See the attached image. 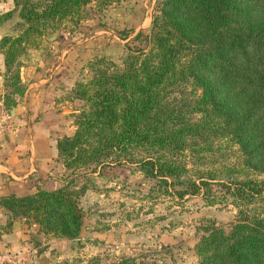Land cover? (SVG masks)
<instances>
[{
	"label": "trees",
	"instance_id": "1",
	"mask_svg": "<svg viewBox=\"0 0 264 264\" xmlns=\"http://www.w3.org/2000/svg\"><path fill=\"white\" fill-rule=\"evenodd\" d=\"M113 1L14 0L0 14V23L19 16L16 34L0 43L6 105L25 89L21 52L57 28L96 25ZM80 71L70 98L82 105L73 132L57 139V158L82 182L1 196L9 217L79 238L90 179L79 170L127 164L152 180L149 198L201 193L237 208L229 224L204 227L195 264H264V0H156L145 49L120 62L97 56Z\"/></svg>",
	"mask_w": 264,
	"mask_h": 264
},
{
	"label": "rangeland",
	"instance_id": "2",
	"mask_svg": "<svg viewBox=\"0 0 264 264\" xmlns=\"http://www.w3.org/2000/svg\"><path fill=\"white\" fill-rule=\"evenodd\" d=\"M155 3L156 0L113 1L98 12V15L109 33L120 31L127 34L131 28L124 24L128 25L125 21H128L130 16L135 24L143 21L146 28L150 27ZM13 16H17V19L9 26L11 34L8 36L15 35L19 28L17 11L9 18ZM87 22L88 19L74 26L57 28L43 36L39 47H27L21 52L19 59L22 64L35 62L38 55L45 53V47L51 49L52 41L59 39L60 30L80 34ZM123 27L124 29H121ZM95 29L99 28L93 30ZM110 40L111 37H108L107 43ZM132 46L135 48L139 44L133 42ZM127 51L123 54L118 48L111 52L106 48L104 52L90 54L87 60L80 63L78 72H81L83 65L97 56L120 62ZM80 78L81 76L78 79ZM72 91L73 88L65 95L66 98L71 97ZM81 105L78 100L74 115ZM90 169L79 170L87 172L90 177L88 188L80 197V203L85 210L81 235L59 248V253L52 255L47 264H120L121 259L126 257L134 258L135 262L147 261L151 264H195L198 257L194 244L204 232V227L210 221L229 224L235 218L237 208L233 204H208L201 193L187 194L183 198H173L169 195L156 199L147 197L145 192L152 180L143 177L140 172H132L130 165H107L100 172L99 167H96L95 171ZM70 179L80 185L82 175L78 171L70 172L64 166L62 183ZM213 187L218 188L215 185ZM43 236L56 237L44 234ZM42 248L39 247V250ZM31 256L32 253L26 257L23 264H32Z\"/></svg>",
	"mask_w": 264,
	"mask_h": 264
},
{
	"label": "crops",
	"instance_id": "3",
	"mask_svg": "<svg viewBox=\"0 0 264 264\" xmlns=\"http://www.w3.org/2000/svg\"><path fill=\"white\" fill-rule=\"evenodd\" d=\"M13 6V0H0V14ZM128 21H125L128 25L124 24L131 28L127 34L109 33L99 15L95 18L97 24L88 21L80 34L60 30L59 39H54L48 52L38 55L35 62L21 65L24 92L12 94L13 102L7 105L4 55L0 50V119H5L8 127L0 145V197L23 195L37 186L50 189L62 183L64 165L57 158V139L73 132L78 105V100L65 95L80 76L78 66L90 54L104 52L106 48L109 52L118 48L122 53L146 48L150 27L146 28L143 21L135 24L131 16ZM96 27L99 29L93 30ZM133 42L139 46L134 48ZM71 241L44 237L37 223L9 217L0 203V256L18 253L28 257L32 253V264H47L52 255L59 253V248ZM2 257L0 264H8Z\"/></svg>",
	"mask_w": 264,
	"mask_h": 264
},
{
	"label": "built area",
	"instance_id": "4",
	"mask_svg": "<svg viewBox=\"0 0 264 264\" xmlns=\"http://www.w3.org/2000/svg\"><path fill=\"white\" fill-rule=\"evenodd\" d=\"M7 124H6V121L5 119H0V145H1V142H2V138L4 136V133L5 131L7 130ZM4 258L8 264H23L24 261L26 260V256H24L23 254H18V253H13V254H6V255H3Z\"/></svg>",
	"mask_w": 264,
	"mask_h": 264
},
{
	"label": "water",
	"instance_id": "5",
	"mask_svg": "<svg viewBox=\"0 0 264 264\" xmlns=\"http://www.w3.org/2000/svg\"><path fill=\"white\" fill-rule=\"evenodd\" d=\"M16 19H17V16H13L12 18H9L6 21H4L2 23V25H0V42L5 36H8L11 34V32L9 30V26ZM54 36H55V34L52 35V37H54Z\"/></svg>",
	"mask_w": 264,
	"mask_h": 264
}]
</instances>
